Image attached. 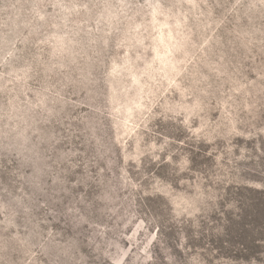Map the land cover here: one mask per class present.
<instances>
[{
    "label": "rangeland",
    "instance_id": "obj_1",
    "mask_svg": "<svg viewBox=\"0 0 264 264\" xmlns=\"http://www.w3.org/2000/svg\"><path fill=\"white\" fill-rule=\"evenodd\" d=\"M0 264H264V0H0Z\"/></svg>",
    "mask_w": 264,
    "mask_h": 264
}]
</instances>
